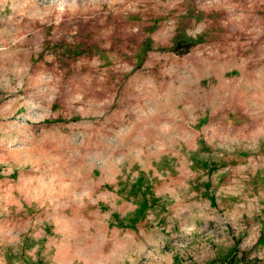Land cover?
<instances>
[{"label": "rangeland", "instance_id": "obj_1", "mask_svg": "<svg viewBox=\"0 0 264 264\" xmlns=\"http://www.w3.org/2000/svg\"><path fill=\"white\" fill-rule=\"evenodd\" d=\"M264 264V0H0V264Z\"/></svg>", "mask_w": 264, "mask_h": 264}, {"label": "trees", "instance_id": "obj_2", "mask_svg": "<svg viewBox=\"0 0 264 264\" xmlns=\"http://www.w3.org/2000/svg\"><path fill=\"white\" fill-rule=\"evenodd\" d=\"M246 264H259L257 260L244 259Z\"/></svg>", "mask_w": 264, "mask_h": 264}]
</instances>
